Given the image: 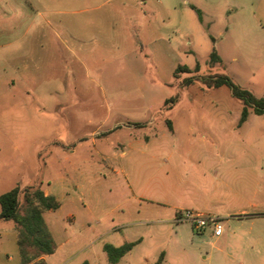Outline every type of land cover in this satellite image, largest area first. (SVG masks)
Segmentation results:
<instances>
[{
  "label": "rangeland",
  "instance_id": "374dc122",
  "mask_svg": "<svg viewBox=\"0 0 264 264\" xmlns=\"http://www.w3.org/2000/svg\"><path fill=\"white\" fill-rule=\"evenodd\" d=\"M80 1L0 0L3 9L0 11V191L11 188L16 179L24 183L41 181L44 189L58 196L64 195L66 187L68 196L65 199L61 196V205L54 210V216L66 228L71 224L67 221L70 214L80 219L87 216L84 205L93 211V224L99 220L119 229L121 243L143 237L144 243L118 264H145V257L157 258L161 251L165 253L161 264H264V245H256V218L238 224L224 220L221 236L211 237L210 228L197 233L187 222L164 225L151 222L146 208L153 212L155 205L141 209L135 200L123 195L127 181L137 187V182L142 183L149 173L160 177L154 171L155 163L139 155L141 151L157 150L155 145L136 147L130 155L119 157L111 145L117 135L113 134L97 139V153L90 149L93 138L104 135L103 130L92 132L105 115V127L118 117L123 124L134 123L136 119L152 121L157 126L162 119L161 129L167 117L183 125L190 122L198 135L213 132L219 141L226 143L218 156L228 159L226 163L232 168L247 159L248 166L242 171L247 173V181L245 187L242 183L243 197L238 204L248 212L263 211L264 114L250 112L247 125L236 128L242 104L230 95L226 86L207 89L195 81L180 87L179 80L188 74L181 72L168 81L169 85L164 78L170 77L168 66L173 62L192 68L198 62V73L224 74L256 97L264 95V27H260V24L264 26V9L260 13L255 11L261 17L257 20L250 9L245 11L235 4L223 5L220 0L215 5L201 4L203 25L213 21L207 33L215 42L203 33L193 37V46L179 40L180 45L171 53L143 54L148 55L144 76L156 77L160 84L146 85L141 90L124 66L133 40L130 23L125 22L126 27L119 30V48L109 41V38L115 41L116 36L111 37L106 31L110 7L116 0L86 11H81ZM189 14L199 24L197 12L190 10ZM205 26L203 30H207ZM218 29L223 30V39L216 35ZM91 31L97 45L86 41ZM70 34L83 36L81 51L74 55L84 57L86 65L64 50V38ZM71 39L79 42L75 37ZM213 49L221 61L210 64L208 59ZM154 57L158 62L162 58L161 75L152 69ZM51 89L57 98L52 102L45 95ZM80 93L86 94L85 98ZM175 93L179 94L181 105L165 111L164 117L159 113L150 117V111H146L147 117L138 118L143 113L142 107L149 106V100ZM65 96L66 101L62 100ZM156 105L151 104L149 110ZM163 108L164 104L158 107ZM186 108L193 110L188 119L181 112ZM81 135L84 137L77 140ZM73 141H82L74 154L63 152L52 143L63 145ZM101 153L108 157L103 158ZM148 190L154 192L152 186ZM139 210L144 222L134 224L141 216ZM83 237L64 245L58 254L79 247ZM79 263L76 258L70 264Z\"/></svg>",
  "mask_w": 264,
  "mask_h": 264
},
{
  "label": "crops",
  "instance_id": "0c3cea01",
  "mask_svg": "<svg viewBox=\"0 0 264 264\" xmlns=\"http://www.w3.org/2000/svg\"><path fill=\"white\" fill-rule=\"evenodd\" d=\"M107 1L109 0H81V11L97 9L100 3H106ZM215 1L216 0H116V3L110 7V12L105 25L108 35H112L111 37L116 36L115 41L109 38L110 44L113 47H120V43L117 42L119 30L121 27H126L124 24L125 22L130 23L133 40L132 45L129 41L131 47L128 49V57H125L124 66L127 67L129 74L135 79V84H137L141 90L146 85L150 86L158 82L156 81V77L155 79H148L144 76V74H146L145 70H147L146 58L148 55L143 54H148L149 52L150 54H153L154 52H161V54L171 53L173 49L175 50L180 45L179 40H184L186 45L193 46L194 36L202 35L203 33H206V36L208 37L212 36L207 32L213 25V21L210 20L205 26L203 25V19L201 18V20L198 19L199 24H197L195 18L189 13L190 10L196 11V9H198L200 14L203 15L199 6L201 4L215 5ZM220 2H222L223 5H238L245 11L250 9L252 15L256 14L255 18L257 20L261 17L258 16L255 11H259L260 13V11L264 9V0H220ZM69 3L77 4L75 2ZM2 10L3 9L0 8V11ZM202 26H205L207 30H203ZM260 27L263 28L264 26H261L260 24ZM216 35L223 39V30L218 29ZM93 36L94 31H91L89 36H87L89 39L86 38V41H90L92 45H97L98 41L95 38H92ZM73 37L79 39V42L73 41V39H71ZM82 42L83 36L79 37L70 34L68 38H64L63 47L67 53L72 54L71 58L79 60L85 64L84 57L74 55V52L81 51L79 46L82 45ZM75 48H78V51H76ZM82 52L84 53V51ZM188 52L192 53V50L189 49ZM52 57L53 56L51 55V58ZM161 59L158 62L154 57V62H152V69L157 70L158 75H161L160 72L164 70L162 69L163 64ZM177 65V62H173L170 67L168 66L170 77L164 78L167 82L170 81L171 78L173 80V71ZM85 67L88 71V67ZM187 67L192 68L189 66ZM170 82L167 84L169 85ZM53 91L54 90L51 89V91L48 90V93H45L46 98L51 99V102L57 99L56 96L51 94ZM83 95L86 96V94L80 93L81 98H85ZM169 97L168 94H164L149 100V106L151 104L157 105L151 110H149L151 107L143 106V113L138 116V118L147 117L146 111H150V117L157 113H159L161 117H164L165 111H171L174 109V106L181 105L179 104V96V99L170 109H158V107L163 105L164 101ZM62 100L66 101L67 96ZM37 110L39 112L43 111L40 108H37ZM192 111V108H186L181 112L183 117L188 119L192 114ZM82 117L85 121V117ZM249 117L250 116L248 115L247 119L241 124H238V117L235 127L242 128L247 125ZM119 119V117L116 118L114 123L111 122L108 127H105L103 125L104 121L107 120V116L105 115L102 118V122H98L95 127L96 129L92 132L93 134L99 129L104 131V135L93 138L90 145L92 148H89L96 151L95 143L97 142V139L104 137L106 139L110 135L113 136V134L117 135L115 141L111 142V145L114 149H117L115 155L119 157L130 155L131 152L135 150L133 148L136 147H150L155 145L158 148L157 150L150 151V153L141 151L139 155L150 160V162L155 163L156 169L154 171L157 174L160 173V177L149 173L151 175L146 176L142 183L139 184V182H137V187L130 185L129 181H127L124 185L125 192L123 194L128 200L131 198L135 200L138 203V207L141 209L147 207L149 204L155 205L156 209H154L153 212L146 208V212L152 217L151 222L160 225L167 224V222L178 224L187 222L197 233L204 232L206 228H210L211 237H219L222 232L219 236H213L212 225L196 229L191 222L180 220L179 217L186 209L202 214L205 217L211 216L216 218L222 225V231V223L224 220L238 224L245 219L256 218V245H259L260 247L264 245V210L248 212L238 204L243 197L242 183L245 187L247 181V173H242V171L246 170L248 166L245 164L247 159L239 161L237 165H234L232 168L226 163L228 159H225L224 156H218L220 150L226 147V143L224 144L219 141L217 135L213 132L211 134L207 132L204 135H198L195 133L194 124L190 122L183 125L179 121L175 122L167 117L166 120L169 123H167V121L165 122L163 130V128H160L161 124L164 123L162 119L159 126L152 121H137L136 119H134V123L123 124L118 121ZM83 137L84 136L81 135L77 140H80ZM76 141L63 143V145L57 142L52 143L57 149L64 150L63 152L74 154L77 151L75 150L76 146L82 143V141ZM97 152L98 151L95 153ZM100 155L103 158L108 157L103 153ZM187 155H189L192 160L190 158L187 159ZM130 157L133 158V156ZM175 157L177 158L176 161L173 159ZM137 160L138 158L135 159V162ZM242 161L244 162L243 164L241 163ZM13 182L14 185L12 187L20 184L26 185L32 183L31 181L27 183H24L23 181L17 182V179ZM0 183L2 182L0 181ZM38 184L45 194L55 196L59 201L58 208L62 202L61 196H65V199L69 194V189L66 187L63 189L64 195L58 196L57 193H53L47 187L49 182L46 181V187L49 190L44 189L41 181ZM150 186L154 188V192L148 190ZM3 192L0 191V194ZM83 207L85 210L83 212H85L87 216L80 219L79 216L76 218L73 214H70V217H67V221H71L68 228H66L65 225L59 222L54 216L55 209L43 211L42 216L44 224L54 242V249L52 253L41 254L33 261L42 258L45 260L46 264H70L73 259L78 258L80 262L79 264H82L84 261H86L87 264H109L102 248L105 243L119 246L126 241H135V245H133V247L119 259L117 262L118 264L123 257L144 243L142 236H137L135 239L126 240L121 243L118 241L120 237V231L118 228L110 227L99 220L93 224L95 216L93 215L92 209L87 208L84 205ZM137 212L141 216L138 217L137 221L133 222L134 224L144 222L142 220V213L140 214L141 211L139 210ZM15 228L16 226L13 221L0 220V264H21ZM101 230L103 231L101 232ZM82 235H84L83 242L79 241L80 245H82L81 247L79 245V247L75 249L68 250V252L70 251L69 254H67L68 252H65L64 255L58 254L64 245L70 244V242ZM73 244H76V242ZM164 260V251H161L157 258L154 256L144 258L145 264H161Z\"/></svg>",
  "mask_w": 264,
  "mask_h": 264
},
{
  "label": "trees",
  "instance_id": "16d2710c",
  "mask_svg": "<svg viewBox=\"0 0 264 264\" xmlns=\"http://www.w3.org/2000/svg\"><path fill=\"white\" fill-rule=\"evenodd\" d=\"M196 12L201 20L200 11L196 9ZM210 39L214 40L212 36H210ZM220 61L219 55L213 49L209 54L208 62L214 64ZM198 71V62L195 63L193 68L178 64L173 71V77L177 78L178 72L188 73L179 80L180 87L189 86L195 81L201 83L207 89L217 88L222 85L226 86L230 95L238 99L242 104L238 124L243 123L250 112L256 115L264 114V95L256 97L248 89L235 83L227 75H203L198 73ZM178 97L179 94L175 93L167 98L164 101L165 109H170L178 100ZM167 123L169 122L167 121ZM58 206L59 201L55 196L45 194L36 182L26 184L22 188L16 185L0 194V220L13 221L16 225L21 264H46L42 258L33 261L41 254L52 253L54 249V242L46 229L42 213L44 210H54ZM135 243V241H126L119 246L105 243L102 248L106 254L108 263L117 264L119 259ZM82 264H87V262L84 261Z\"/></svg>",
  "mask_w": 264,
  "mask_h": 264
},
{
  "label": "built area",
  "instance_id": "2783aa9c",
  "mask_svg": "<svg viewBox=\"0 0 264 264\" xmlns=\"http://www.w3.org/2000/svg\"><path fill=\"white\" fill-rule=\"evenodd\" d=\"M180 220H186L192 223L196 229H201L205 226L212 225L213 236H219L222 232V225L214 217H205L202 214L195 213L189 209L182 212Z\"/></svg>",
  "mask_w": 264,
  "mask_h": 264
}]
</instances>
